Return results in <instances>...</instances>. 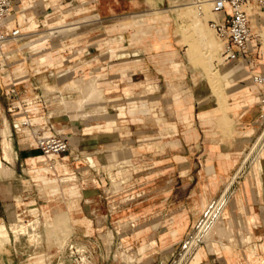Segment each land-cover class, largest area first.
<instances>
[{"label": "crops", "instance_id": "crops-1", "mask_svg": "<svg viewBox=\"0 0 264 264\" xmlns=\"http://www.w3.org/2000/svg\"><path fill=\"white\" fill-rule=\"evenodd\" d=\"M9 1L7 26L23 36L0 54V114L13 146L12 161L0 153L10 167L0 170V219L9 226L12 215L20 222L40 219L43 226L36 246H22L29 239L23 234L20 245L13 236L11 250L25 247L27 264H59L66 258L58 250L71 237L91 251L93 264H170L231 183L223 208L231 232L194 231L190 241L203 242L189 264H264V82L254 80L264 77V8H248V49L233 61L221 57L217 93L203 78L194 86L191 66L178 57L173 10L193 0H121L125 14L114 9L120 0ZM67 1L86 2L87 14L98 12L104 22L133 17L137 25L165 13L173 19L151 41L121 40L127 31L121 24H96L95 17L86 25L64 24ZM73 10L71 18L80 15ZM69 42L86 54L69 60L41 54ZM95 76L103 98L65 107L64 99L84 100L73 81ZM32 101L38 105L29 110ZM18 119L64 134L69 150L44 154ZM111 176L122 179L115 195L108 190ZM57 214L67 216V236L64 228L46 231Z\"/></svg>", "mask_w": 264, "mask_h": 264}, {"label": "rangeland", "instance_id": "rangeland-1", "mask_svg": "<svg viewBox=\"0 0 264 264\" xmlns=\"http://www.w3.org/2000/svg\"><path fill=\"white\" fill-rule=\"evenodd\" d=\"M193 1L189 2L188 4H184L181 6L174 7L175 10H173L175 16V25L177 27V42L178 44H181L180 47V53L178 54V57H185L187 62L189 63V66H191L192 69V77H193V83L196 84L194 86H199V80L200 78H203L206 82L207 88L213 89L215 92L220 93L222 89V81H221V75H220V66L219 62L221 61V50H222V43L220 40L216 37L214 30L209 25L210 19H217V14H214L211 10L212 5H204L202 6V10H199L198 7L192 4ZM64 7V17L62 18L64 24H81L86 25L89 23V20L91 21L94 17L96 18V24H121L124 26V29L127 30L125 33H122L121 40H129V41H151L153 37L156 34V29H158L159 25H166L172 20L173 16L168 15L165 13V16L162 17H143L140 18L137 21L136 25V19L133 17H127V18H121L117 20H111V21H103L104 18L100 17L98 12L97 14L92 13L91 15H88L91 10V8L87 5L86 2L82 1H67L65 2ZM74 7V14H80L77 16H74V18L70 17V9ZM117 14H125L127 11L126 4L123 1H118L115 3L114 7ZM95 15V16H94ZM198 18H202V26L196 27L195 23ZM56 21L53 19V22L48 23H55ZM47 23V22H46ZM47 23V24H48ZM59 23V21H58ZM137 29L135 30V28ZM115 30V29H113ZM124 34V35H123ZM70 34H67V36ZM87 35V33H85ZM118 35H113L112 41H118L120 40V37ZM71 38V37H70ZM98 39V38H97ZM70 40V39H68ZM71 41V40H70ZM205 43L210 44L213 47V51L211 53V50L206 47ZM41 54L47 53L50 57H63L66 60L72 59L74 57H77L79 55H82L83 53L86 54V50L80 49V50H72V43H65V46L63 48H47L42 50ZM74 51V52H73ZM65 67V66H64ZM68 67V66H66ZM176 71L179 69V65H175ZM209 73L216 76L218 75V78L211 80V78L208 76ZM86 74V72L84 73ZM94 79V82H93ZM91 81L94 85L90 84ZM97 77H93L90 80H84L83 78L75 79L73 81V85L71 86L74 89H79L84 94V100L82 103V107L84 106L85 102H88L92 99H101L103 98V91L97 86L96 84ZM91 85L93 88V91L90 93L88 91L87 85ZM88 85V86H89ZM95 85L97 87H95ZM90 86V87H91ZM94 86V87H93ZM205 86V85H204ZM90 88V89H92ZM94 88L97 90H94ZM152 90H154V86H149ZM88 91V92H87ZM97 91V95L95 96V93ZM94 93V94H93ZM99 93V94H98ZM100 97V98H99ZM31 101V100H30ZM66 102L69 103H77V101L74 100H63V104ZM38 103L35 101L31 102V105L29 106V110H34L37 107ZM64 106H67L66 104ZM71 106V105H70ZM67 108H73L72 107ZM22 119H18L17 123H20ZM0 124H1V132L3 134L2 139H0V153L3 154L4 150V156L7 160L12 161L13 156V146L11 144L10 138H8V134L11 132L10 124L6 118V116L1 113L0 114ZM0 158L2 162L0 161V170H3L6 172L8 167L0 155ZM1 173V171H0ZM2 174V173H1ZM68 180V179H65ZM121 184L122 179L117 178L115 176H111V180H109L108 184V190L110 193L118 194L121 191ZM230 185H227L225 192L222 194V196L217 200V202L212 206L207 214L201 219L202 222L198 228L195 229L196 225L194 226L195 233L198 234L199 232H204L209 234V236H213V234H220V235H228L231 232V227L225 223V220L223 218V208L227 201V193L230 190ZM38 193L33 194V198H37ZM225 196V197H224ZM223 197V199H222ZM118 198V196L116 197ZM220 201V202H219ZM222 201V202H221ZM219 203V204H218ZM217 204V205H216ZM222 204V205H220ZM216 205V207H215ZM221 207V208H220ZM218 208V209H216ZM208 210V209H207ZM206 210V211H207ZM216 210V211H215ZM205 211V212H206ZM214 211V212H213ZM212 212V213H211ZM221 214V215H220ZM212 215V216H211ZM32 222V224H31ZM206 222V223H205ZM18 223V224H17ZM29 225H26L28 224ZM67 216L65 214H57L54 219L48 220L46 222V231L48 234H52L56 232L59 229L64 228V233L66 236L68 235V226H67ZM198 223V222H197ZM196 223V224H197ZM0 264H27L29 263V260L26 261L21 257V253L23 252V249L25 247H20L19 251H13L11 250L12 245L14 244V241H12L13 236H16L17 245H20L21 236L20 235H27L29 236L28 242L26 244H21L34 247L36 244H38V241H36V235L41 234V229L43 226H41L40 219L31 220L30 222H20L13 215L11 216V224L8 225L3 219H0ZM204 224V225H203ZM7 228H6V227ZM202 226V227H201ZM204 227V228H203ZM13 228V229H12ZM18 228V229H17ZM18 230V232H15V230ZM22 229V230H19ZM193 229V230H194ZM203 229V230H202ZM16 230V231H17ZM192 230V231H193ZM4 232V233H3ZM7 232V234H6ZM17 233L18 235H16ZM113 236L112 232L109 233V238L107 239L109 243H111L112 240L110 238ZM70 237V236H69ZM68 237V238H69ZM72 239L71 237L69 240ZM197 237L192 239L189 243V247L192 248L195 243L197 242ZM195 241V243H194ZM67 242V241H66ZM65 242V243H66ZM64 243V244H65ZM194 244V245H193ZM188 248V250L190 249ZM18 254V255H17ZM117 256H119V253L117 252ZM43 257H36L33 260L42 259ZM174 259V258H173ZM173 259L171 260L170 264L172 263ZM32 260V261H33Z\"/></svg>", "mask_w": 264, "mask_h": 264}, {"label": "built area", "instance_id": "built-area-1", "mask_svg": "<svg viewBox=\"0 0 264 264\" xmlns=\"http://www.w3.org/2000/svg\"><path fill=\"white\" fill-rule=\"evenodd\" d=\"M207 1L212 5V12L221 16L219 19L209 20L210 27L214 30L216 37L222 43L221 57L225 61H233L238 59L241 55H245L248 49V41L252 36L250 18L247 10L252 5H258L264 8V0H193L192 4L198 7L199 10H202V6ZM10 12V1L0 0V54H3L6 45L10 41L23 36L19 28L11 30L8 28L7 23ZM254 80L257 83H263L264 77L255 76ZM260 102L264 105V96H261ZM260 118L264 123V112L261 113ZM22 125L31 127L36 144L44 154H62L69 150V138L64 134L58 131L48 134L47 131L49 127L32 125L27 120L23 121ZM50 129L54 130L53 126H50ZM263 145L264 129L259 140V148ZM215 202L201 218L207 214ZM200 221L201 220L198 221V224ZM198 224L196 228H198ZM194 231L189 234L181 251L174 257L172 264H189L196 249L203 242V240H200L188 250L190 239ZM58 253L66 258V260H62L59 264H93L91 251L87 247L79 245L73 239L67 240V242L59 248Z\"/></svg>", "mask_w": 264, "mask_h": 264}, {"label": "bare ground", "instance_id": "bare-ground-1", "mask_svg": "<svg viewBox=\"0 0 264 264\" xmlns=\"http://www.w3.org/2000/svg\"><path fill=\"white\" fill-rule=\"evenodd\" d=\"M210 4H211V3H210L209 1H207V2L205 3V5H210ZM214 14H215V13H214ZM198 21H199V19H198ZM195 25H196V27H199V26H200V25L197 24V23H195ZM205 45H206V47H208V49L211 50V53H212V51H213L212 49H213L214 46H211V45L208 44V43H205ZM214 48H215V47H214ZM78 79H79V78H78ZM93 82H94V79H93ZM93 82L91 81L90 84L94 85L95 83L93 84ZM88 85H89V84H88ZM88 85H87V87L89 88L88 91H90V93H87V96H88V94H92L91 92L93 91L92 86H91V85L88 86ZM90 86H91V87H90ZM93 87H94V86H93ZM95 87H97V86L95 85ZM90 88H92V89H90ZM94 90H97V88H96V89L94 88ZM88 91H87V92H88ZM97 91H98V90H97ZM97 91H96V93H95V96L97 95ZM93 94H94V93H93ZM98 94H99V93H98ZM99 98H100V97H99ZM98 100H99V99H98ZM82 103H83V99L78 100L77 103L75 102V103H73V104H72V103H69V102H66L65 104H66L67 106H65V107H69V106L71 105L70 107L75 106V107H79V108H81V107H82ZM65 104H64V105H65ZM22 121H23V120H22ZM250 154H251V153H250ZM228 185H229V184H228ZM224 197H225V196H224ZM222 199H223V197H222ZM219 202H220V201H219ZM221 202H222V201H221ZM218 204H219V203H218ZM216 205H217V204H216ZM216 205H215V207H216ZM220 205H222V204H220ZM220 208H221V207H220ZM216 209H218V208H216ZM215 211H216V210H215ZM213 212H214V211H213ZM211 213H212V212H211ZM220 215H221V214H220ZM211 216H212V215H211ZM37 220H38V219H37ZM205 223H206V222H205ZM17 224H18V223H17ZM31 224H32V222H31ZM0 225H1V224H0ZM11 225H12V224H11ZM13 225H14V224H13ZM13 225H12V226H13ZM26 225H29V223L26 224ZM203 225H204V224H203ZM5 227H6V226H5ZM201 227H202V226H201ZM6 228H7V227H6ZM203 228H204V227H203ZM12 229H13V228H12ZM17 229H18V228H17ZM17 229H16V230H17ZM16 230H15V232H18V230H17V231H16ZM19 230H22V229H19ZM202 230H203V229H202ZM3 233H4V232H3ZM18 233H20V232H18ZM6 234H7V232H6ZM15 234L18 235L17 233H15ZM194 236H195V235H194ZM207 237H208V235H207ZM196 240H197V239H196ZM190 243H191V242H190ZM194 243H195V241H194ZM193 245H194V244H193ZM189 248H190V247H189Z\"/></svg>", "mask_w": 264, "mask_h": 264}]
</instances>
